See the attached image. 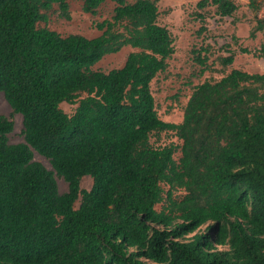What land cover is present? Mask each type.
<instances>
[{
	"label": "trees",
	"instance_id": "obj_1",
	"mask_svg": "<svg viewBox=\"0 0 264 264\" xmlns=\"http://www.w3.org/2000/svg\"><path fill=\"white\" fill-rule=\"evenodd\" d=\"M80 1L92 15L115 3L100 35L40 25L55 5L70 19L68 0H0V91L23 115L25 135L10 143L14 122L0 116V264H264V72L235 68L206 80L183 120L165 121L151 83L175 40L157 0ZM197 6L223 17L239 8L237 0ZM249 7L258 12L262 0ZM126 46L136 50L122 67L94 68ZM192 52L202 73L210 69L209 47ZM218 59L226 67L235 55ZM64 102L77 104L73 113ZM163 132L181 144L152 142Z\"/></svg>",
	"mask_w": 264,
	"mask_h": 264
},
{
	"label": "rangeland",
	"instance_id": "obj_2",
	"mask_svg": "<svg viewBox=\"0 0 264 264\" xmlns=\"http://www.w3.org/2000/svg\"><path fill=\"white\" fill-rule=\"evenodd\" d=\"M71 18L61 16L57 5L49 12V20L41 22L58 31L62 35L82 34L96 37L101 34L98 22L110 18L115 3L105 2L96 15L87 13L82 8L80 0H68ZM134 1V0H129ZM200 0H157L160 16L159 23L167 26L175 40V53L169 59L166 71L160 72L152 81L151 89L155 98L159 116L169 122L179 123L183 120L184 109L196 85L206 81H216L228 74L232 69H241L251 73L264 72V59L259 56V50L264 46V30L256 29L259 19H264V0L262 8L255 12L249 7V0H237L239 8L233 16H221L215 6L200 9ZM203 16H200V15ZM205 28V29H204ZM254 33V34H253ZM209 47L210 69L201 72V66L195 61L193 49ZM136 49L126 46L117 53L104 56L94 68L109 71L124 65L132 51ZM233 52L235 60L232 65L223 66L218 57ZM205 51L203 50V54ZM61 107L67 113H73L77 104L64 102ZM0 116H5L14 122V129L9 133V142L18 144L25 142L23 115L16 113L8 102L4 92L0 91ZM157 145L181 144L172 132H163L159 138L152 137ZM180 153L176 154V158ZM34 160L41 162L52 170L50 160L34 150ZM60 193L68 191L69 184L64 177L55 174ZM93 179L84 176L81 187L91 189ZM81 199L75 206L79 207ZM161 206L158 205V208ZM203 226L200 232L206 230Z\"/></svg>",
	"mask_w": 264,
	"mask_h": 264
}]
</instances>
